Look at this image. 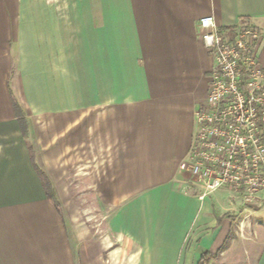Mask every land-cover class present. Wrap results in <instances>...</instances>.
<instances>
[{
	"label": "crops",
	"instance_id": "crops-1",
	"mask_svg": "<svg viewBox=\"0 0 264 264\" xmlns=\"http://www.w3.org/2000/svg\"><path fill=\"white\" fill-rule=\"evenodd\" d=\"M207 15L257 26L264 65V0H0V264H197L204 250L209 264L226 260L242 198L199 199L180 183L214 66L198 29ZM76 176L112 210L103 234L81 220ZM231 197L241 207L221 204Z\"/></svg>",
	"mask_w": 264,
	"mask_h": 264
},
{
	"label": "built area",
	"instance_id": "built-area-1",
	"mask_svg": "<svg viewBox=\"0 0 264 264\" xmlns=\"http://www.w3.org/2000/svg\"><path fill=\"white\" fill-rule=\"evenodd\" d=\"M234 27L219 28L212 15L199 21L214 66L206 100L195 109L193 144L181 162L185 177L180 183L199 199L221 189L239 195L244 231L264 193V65L260 29L245 19Z\"/></svg>",
	"mask_w": 264,
	"mask_h": 264
},
{
	"label": "rangeland",
	"instance_id": "rangeland-1",
	"mask_svg": "<svg viewBox=\"0 0 264 264\" xmlns=\"http://www.w3.org/2000/svg\"><path fill=\"white\" fill-rule=\"evenodd\" d=\"M88 178V176H86ZM86 177L76 176L71 183L74 194V200L78 207L81 220L91 228L95 233H105L107 228V221L111 209L103 203V201L91 193H86L90 188ZM228 190V189H227ZM223 206L239 208L241 207L240 198L231 197L229 199L220 200ZM264 201V200H263ZM260 202V201H259ZM263 204V203H262ZM218 205V204H217ZM264 205V204H263ZM258 203L256 207H260ZM257 210V208H255ZM232 218V234L230 241H232L230 252L226 256L224 262L221 264H255L260 253L261 245L258 243V238L253 228L256 223L258 215L254 212L246 220V227L244 231L239 228L240 222L246 217V212L236 210H229ZM252 224V226H251ZM229 241V242H230Z\"/></svg>",
	"mask_w": 264,
	"mask_h": 264
},
{
	"label": "trees",
	"instance_id": "trees-1",
	"mask_svg": "<svg viewBox=\"0 0 264 264\" xmlns=\"http://www.w3.org/2000/svg\"><path fill=\"white\" fill-rule=\"evenodd\" d=\"M222 29L223 30L224 29L234 30L235 27L230 26V27H224ZM13 104H14L16 113L19 117L20 123H21L23 135L25 136V138L27 139V141L29 143V148L31 151V159H32L33 165H34L35 169L37 170V172L39 173V175L41 176V179L43 181V184H44V187L46 189V192H47L49 199H51L55 203L57 208L60 209L61 204H60L59 197L55 191V188H54L50 178L48 177L47 173L45 172V170L37 162L35 146L32 144L33 141L30 139V136H29L28 123H27V120L23 117V115H24L23 105L20 103V101L16 98L15 95H13ZM231 234H232V230H231L223 248L227 246V244L230 240ZM213 257H214V253H212L209 250H204L201 253L200 259H199L197 264H209Z\"/></svg>",
	"mask_w": 264,
	"mask_h": 264
}]
</instances>
